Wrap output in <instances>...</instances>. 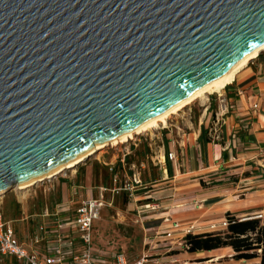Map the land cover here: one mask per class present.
Instances as JSON below:
<instances>
[{"label":"water","instance_id":"1","mask_svg":"<svg viewBox=\"0 0 264 264\" xmlns=\"http://www.w3.org/2000/svg\"><path fill=\"white\" fill-rule=\"evenodd\" d=\"M262 46L264 0H0V197L83 163Z\"/></svg>","mask_w":264,"mask_h":264},{"label":"crops","instance_id":"2","mask_svg":"<svg viewBox=\"0 0 264 264\" xmlns=\"http://www.w3.org/2000/svg\"><path fill=\"white\" fill-rule=\"evenodd\" d=\"M221 95L228 112L220 119L217 138L211 133L214 117H208L179 143L169 141L167 134L164 141L145 136L96 153L58 175L53 212L36 199H15L19 209L9 220L0 212L2 222L27 244L38 226L50 222L41 217L44 212L70 219L82 203L102 199L104 208L92 225V246L110 255L109 264L119 253L132 264L146 252L164 255L174 250L187 235L221 230L227 217L264 219V53L243 66ZM43 248L41 243L33 250ZM225 251L230 249L171 256L178 262L206 264ZM0 264L15 260L0 258Z\"/></svg>","mask_w":264,"mask_h":264},{"label":"built area","instance_id":"3","mask_svg":"<svg viewBox=\"0 0 264 264\" xmlns=\"http://www.w3.org/2000/svg\"><path fill=\"white\" fill-rule=\"evenodd\" d=\"M264 53V51H262ZM218 113L214 115L211 133L217 138L220 119L228 112L222 95H218ZM257 107L254 106L255 110ZM171 161L173 154L167 155ZM104 208L102 199L89 200L80 205L75 215L70 219H58V214L50 217L46 212L41 216L49 220L36 229L27 244H21L12 228L2 222L0 218V258L12 257L15 264H109V254L92 246V225L99 219ZM44 243L42 251L33 247ZM27 248L32 250H27ZM189 247L184 240L176 243L174 250L164 255L144 253L140 259L132 264H178L171 256L172 253L187 254ZM113 264H129L122 253L110 257Z\"/></svg>","mask_w":264,"mask_h":264},{"label":"rangeland","instance_id":"4","mask_svg":"<svg viewBox=\"0 0 264 264\" xmlns=\"http://www.w3.org/2000/svg\"><path fill=\"white\" fill-rule=\"evenodd\" d=\"M221 94L222 91H218L211 93L210 95H205L202 99L197 100L196 102L184 108L176 115L171 116V118L166 121V125H160L157 129H153L140 136H136L134 137V139L147 136L148 138L159 137L160 139L162 138V140L164 141L165 139L163 135L167 134L169 135V141L177 142V143L181 142L182 137L193 134L195 130H197L198 128H202V126H204V123L208 117L209 119H211V117H214V115L218 113L219 103L217 96ZM213 99H216L217 101L213 102ZM119 147H121V145H117V146L109 145L99 150L98 154L103 151H107V150L111 151ZM67 171H64L60 175H64V173ZM58 177L59 176L57 175L54 177V179L43 181L32 187L30 186L26 190H22V191L15 190L5 194L4 196H6V198H3L2 202H0V212H4V213L5 211L8 212L7 215L6 213L1 214L2 219L9 220L8 218H11L9 215L12 212H14V210L19 209L18 208L19 205L16 204L15 199H17L21 203H24L26 201L30 202L36 199L37 203L40 204L43 209L48 208V211L53 212L55 209L54 206L57 202V191H56L55 183L59 181ZM52 180L54 181V184H52ZM1 198L2 197H0V199ZM20 198L22 200H20ZM16 213H14V215H16V217L17 216L19 217L20 216L19 212L17 214ZM260 223L264 225V219L260 220ZM129 251H133L132 248L129 249ZM216 255H218L217 256L218 258H215L213 262L206 264H243V263L232 262L231 257L233 256V253L231 250L218 253ZM224 257H225L224 260H220L223 259ZM201 263H205V262H201ZM178 264H192V263H189L183 259L182 261L178 262Z\"/></svg>","mask_w":264,"mask_h":264},{"label":"trees","instance_id":"5","mask_svg":"<svg viewBox=\"0 0 264 264\" xmlns=\"http://www.w3.org/2000/svg\"><path fill=\"white\" fill-rule=\"evenodd\" d=\"M184 242L189 247L187 254L230 249L234 263L264 264V225L258 219L242 221L227 217L221 230L187 235Z\"/></svg>","mask_w":264,"mask_h":264},{"label":"bare ground","instance_id":"6","mask_svg":"<svg viewBox=\"0 0 264 264\" xmlns=\"http://www.w3.org/2000/svg\"><path fill=\"white\" fill-rule=\"evenodd\" d=\"M262 51H264V46L260 47L259 49L254 50L251 53H249L248 55H246L241 61H239L235 66H233L226 73H224L223 75H221L218 78L214 79L213 81H211L210 83H208L204 87L198 89L197 91L192 93L190 96H188L186 99H184L183 101H181L177 105H175L172 108L164 111L163 113H161L156 118L145 122L143 125H141L137 129L127 133L126 135L122 136L118 140L113 141L110 145L111 146H117V145L126 144L129 141L133 140L134 137H136V136H140V135H142L144 133H147V132H149V131H151L153 129H157L160 125H166V121L168 119H170L171 116L176 115L177 113L182 111L184 108H186L189 105L193 104L197 100L202 99L205 95H210L211 93L224 90L227 86L231 85V83H232V81H233V79L235 77V74L243 66L247 65V63L250 60L255 59L258 56L259 52H262ZM101 149H103V148H99L97 150L99 151ZM92 152L93 151H91L89 153H92ZM84 158L85 157H82L81 160L84 159ZM81 160H79V161H81ZM79 161L77 160L74 163H71V164L67 165L66 169H69V170L73 169L75 166H77L80 163ZM63 169H65V168H63ZM61 173H62V168H60L59 170H57L55 172L56 175H59ZM50 179H52V178L49 177V180ZM29 187L30 186L21 187V188H17L16 190L22 191V190H26Z\"/></svg>","mask_w":264,"mask_h":264}]
</instances>
